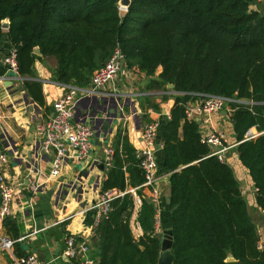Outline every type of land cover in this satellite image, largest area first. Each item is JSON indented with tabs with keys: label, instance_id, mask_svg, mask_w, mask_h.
<instances>
[{
	"label": "trees",
	"instance_id": "1",
	"mask_svg": "<svg viewBox=\"0 0 264 264\" xmlns=\"http://www.w3.org/2000/svg\"><path fill=\"white\" fill-rule=\"evenodd\" d=\"M259 1L131 0L127 9H120L118 0H0V49L8 41L15 50L19 85L45 119L50 108L36 60L54 59V82L85 88L118 49L127 69L136 68L147 77L145 90L155 91L138 98L143 121L150 120L148 108L160 112L159 103L173 99L155 139L169 180L165 204L172 264H264L257 221L240 181L232 166L201 141L200 123L185 115L186 104L202 99L200 94L239 100L229 103L235 151L256 188L253 211L264 210V133L243 140L252 126L264 131V10L251 7ZM5 18L6 30L1 28ZM35 46L39 55L33 52ZM110 145L113 155L100 192H125L93 226L88 255L96 264H157L156 208L146 200L141 160L123 125L117 126ZM130 189L141 199L138 238L130 227L135 206ZM1 223L5 234L16 240V219L9 214ZM13 253L26 255L18 241Z\"/></svg>",
	"mask_w": 264,
	"mask_h": 264
},
{
	"label": "crops",
	"instance_id": "2",
	"mask_svg": "<svg viewBox=\"0 0 264 264\" xmlns=\"http://www.w3.org/2000/svg\"><path fill=\"white\" fill-rule=\"evenodd\" d=\"M251 7L264 10V1L260 0L259 3ZM12 48L10 43L5 41L0 49V146L9 157L5 178L16 188L10 215L17 221L18 237L26 235L23 240L18 242L26 254H36L43 264H78V260L68 258L63 254L64 240L66 235L74 234L79 238L87 239L89 243L92 236L97 214V209L92 205L100 193L105 169V166L103 170L98 167V164L103 160V148L110 144L119 124L126 129L128 139L136 150L143 146L140 132L142 124L146 121L141 118L144 111L138 98L143 94L155 93V91H146L147 77L138 69L131 68L121 72L113 82L98 90V93L83 96L77 103L75 118L88 122V120H95L100 116L107 117L111 118L110 124L105 127L101 123L95 125L91 139L92 148L86 158L66 159L58 177L46 179L45 184L36 192H30L29 188L33 182L43 180V175H39L38 178V174H48L54 151L39 152V141L34 125L37 120L45 119L41 107L35 101L31 102L26 99V95H28L26 91L19 90L21 87L19 82L22 78L17 80L1 61L2 56ZM54 64L52 58L43 61L36 60L34 63L37 78L42 82L46 104L50 108L47 118L52 115L53 101L61 96L66 88L65 85L51 80L50 69ZM160 70L159 67L157 73ZM28 97L31 99L29 95ZM155 100L160 102L157 97ZM159 105L160 112L150 108L145 111L150 120L157 121L158 124L169 116L173 99L160 102ZM112 113H115L116 116L112 117ZM229 116L230 112L222 109L210 114H198L194 119L200 123L202 135L212 131L224 134L226 144L230 145L224 152V160L232 166L233 171L235 170V175L238 173L240 179H237L240 183L241 179L247 181L251 189L250 192L253 190L252 199L254 200L256 188L242 168L237 166V163H240L235 151L237 143L233 136ZM91 125L94 126V124ZM156 144L159 142L156 141L155 146ZM159 149L155 148L154 152L158 162H156V173L159 193V203L155 205V233L161 237L162 231L170 227V221L165 204L169 194V180L163 171V156ZM28 153H31L32 162L26 159ZM34 170L35 173L32 172ZM240 186H243L242 183ZM247 189L249 188L247 187ZM62 190H67V194L65 191L63 196L64 191L60 192ZM241 192L243 195L245 194L242 189ZM144 193L149 197L146 189H144ZM136 209L138 210V206H134L130 227L133 236L138 238L142 234V230L134 214ZM253 217L257 221L259 244L264 249V214L257 209ZM1 222L0 236L13 239L5 234ZM13 257H18L13 253V246L10 250L0 247V264H12Z\"/></svg>",
	"mask_w": 264,
	"mask_h": 264
},
{
	"label": "built area",
	"instance_id": "3",
	"mask_svg": "<svg viewBox=\"0 0 264 264\" xmlns=\"http://www.w3.org/2000/svg\"><path fill=\"white\" fill-rule=\"evenodd\" d=\"M1 61L17 80L21 79L18 75L17 62L15 59V50L12 48L8 53L2 56ZM127 68L123 63L122 54L118 49L109 57L103 66L96 69L92 76L90 84L85 88L65 85V91L61 96L53 101L52 115L47 119H39L34 125V129L39 141V152L47 153L54 151L50 163L48 174L43 175V180L33 182L30 185V192H36L46 182V179L56 178L60 174L63 162L68 158L84 159L90 153L92 148V125L87 121L77 120L75 118L76 106L83 96L94 95L98 90L113 82L115 78ZM202 99L187 103L185 106V115L187 119H194L198 114H210L212 112L225 109L231 112L230 102H236L233 98H227L214 94H200ZM158 122L154 120L146 121L141 126L140 139L143 146L136 150L140 157V165L144 171V181L141 186L148 191L150 201L154 205L159 203V193L157 188L158 177L156 173L157 163L155 159V139L157 135ZM264 131H258L255 126L250 127L244 134L243 140H249L257 137ZM201 141L206 143L212 149L211 154L216 155L220 160L224 159V152L230 147L226 144L225 136L221 132H209L202 135ZM237 143V142H236ZM217 147V150H213ZM113 155V149L110 144L103 148V163L106 167L109 165ZM9 163L8 154L0 146V221L11 212V203L16 194V188L5 178V171ZM46 175V176H45ZM135 198V207L140 205L141 199L130 189ZM125 191L109 189L100 192L96 202L92 205L97 209L94 225L102 217H105L111 210V201L122 196ZM137 210V209H136ZM136 210L134 214L136 215ZM264 214V210H260ZM26 237L20 236L16 240L5 236H0V247L10 250L15 241H21ZM65 247L63 254L68 258L78 260V264H96V261L88 255V240L79 238L74 234L65 236ZM258 247L261 248L258 243ZM262 249V248H261ZM12 264H43L34 253H29L20 257H13Z\"/></svg>",
	"mask_w": 264,
	"mask_h": 264
},
{
	"label": "water",
	"instance_id": "4",
	"mask_svg": "<svg viewBox=\"0 0 264 264\" xmlns=\"http://www.w3.org/2000/svg\"><path fill=\"white\" fill-rule=\"evenodd\" d=\"M131 0H118V6L120 9H127V7L129 6ZM9 27V20L7 18L1 20V28L6 30ZM33 52L37 55L40 54V49L38 48V46H35L33 48ZM168 88H172L173 85L168 83L167 84ZM20 91H23V88L20 87L19 88ZM26 99L33 102L32 99H30L28 97V95H26ZM112 117H115V113L111 114ZM89 123L94 124V126H92V129L94 130L95 125L97 126V124L101 123L103 127L108 126L111 122V118H107V117H97L95 120H88ZM161 147L160 144H156L155 148L159 149ZM213 150H217V147H213ZM27 160H29V162H32L31 159V153L27 154ZM36 155V153H35ZM98 167L100 170L104 169V163L103 160H101V162L98 164ZM33 173H35V170L32 171ZM73 190V189H72ZM64 191V192H63ZM65 191L67 194V190H62L60 192H63V196L65 195ZM147 201H150L149 197H146ZM167 202H169V198H167ZM171 247H172V231L170 228H167L165 230L162 231L161 233V237H160V251H159V256L157 259V264H172L173 262V254L171 252ZM230 260H232L233 258H229ZM40 260H42V258H40Z\"/></svg>",
	"mask_w": 264,
	"mask_h": 264
},
{
	"label": "rangeland",
	"instance_id": "5",
	"mask_svg": "<svg viewBox=\"0 0 264 264\" xmlns=\"http://www.w3.org/2000/svg\"><path fill=\"white\" fill-rule=\"evenodd\" d=\"M264 1V0H263ZM221 127V126H220ZM221 129H223V127H221ZM240 164V163H239ZM238 163H237V166L240 168H242V170H243V172L244 173H246V175L248 176V178H249V180H250V177H249V174L247 173V171H245L244 169H245V167L244 166H242L241 164L239 165ZM234 173H235V170H234ZM236 176V178H239L240 179V177L238 176V173L235 175ZM246 176V177H247ZM250 182H251V180H250ZM241 183H242V185L243 186H240V187H242L241 189L242 190H244V196L246 197V199H247V202H248V205H249V208H250V211H251V213H252V215L253 216H255V211H253L254 210V202H253V199H252V192H253V190H252V192H250V186H249V184H247V181L245 180V179H241ZM241 183H240V185H241ZM252 183V182H251ZM247 187L249 188V189H247Z\"/></svg>",
	"mask_w": 264,
	"mask_h": 264
}]
</instances>
